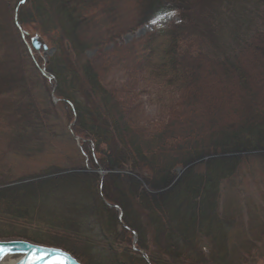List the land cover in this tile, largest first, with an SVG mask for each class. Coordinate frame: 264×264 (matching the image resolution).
Wrapping results in <instances>:
<instances>
[{
    "label": "trees",
    "instance_id": "16d2710c",
    "mask_svg": "<svg viewBox=\"0 0 264 264\" xmlns=\"http://www.w3.org/2000/svg\"><path fill=\"white\" fill-rule=\"evenodd\" d=\"M243 1L219 0L210 19L195 0H0V240L83 264H248L264 239L243 210L248 192L264 202V0ZM170 13L178 24L117 43ZM218 21L228 42L210 54L201 38ZM33 34L55 50L47 60L28 50ZM128 170L150 190L178 180L152 196ZM63 183L80 200L74 226L15 195Z\"/></svg>",
    "mask_w": 264,
    "mask_h": 264
},
{
    "label": "rangeland",
    "instance_id": "374dc122",
    "mask_svg": "<svg viewBox=\"0 0 264 264\" xmlns=\"http://www.w3.org/2000/svg\"><path fill=\"white\" fill-rule=\"evenodd\" d=\"M235 1L239 5L241 4L239 6V10L243 9V7L244 8H250L251 7V5L246 4L243 0H235ZM216 2L219 3V0H199V2H198L199 5H198L197 1L195 0L194 6H195V10L197 11L196 13L200 14L203 18H205V15H207L208 17L210 16V19H215V18L211 17L210 14L215 13V11H214L215 8L216 9L219 8L218 4ZM220 5H221L220 9L223 10L225 8L224 7L225 3H220ZM260 12H263V11H260ZM194 19L198 23V20L195 18V16H194ZM200 20H201V18L199 17V21ZM210 21H213V20H210ZM261 21H264V18ZM179 22H180V18H179L177 13L167 14L157 23H153V24L151 23V24L144 25L140 29H138L135 33L128 34V35L126 34V35L122 36L121 39L117 43L119 45H127L133 39L141 38L144 35H146L147 33L152 32L154 29H156L160 26L178 24ZM213 22L209 23L208 25L213 24ZM215 24H216V22H215ZM199 25H200L199 23H198V25L195 24L193 31H195V32H197L199 30L203 31L200 28L201 25L200 26ZM213 27H215L214 30H212V28L210 30H208L209 32H211L210 34L205 33L204 37L201 38L208 43L205 47H206V50L211 52L210 54L214 53V51H215L214 49L217 46L219 47L221 45L222 47H224L223 43L228 42L226 40L228 32H226L223 29V27H221V24L219 23V21L216 24V26H213ZM251 29H253V28H251ZM32 36L33 37L31 38V40L37 35L33 34ZM224 49H226V48H224ZM110 50H111V48H107L104 51H110ZM38 53L40 56H42L44 58H48V56H45L46 53H43L42 51H40ZM94 55H95V51H92V52H89L86 54V56L88 58H92ZM75 57H78V56H76V55L71 56V58L74 60V62L77 61L81 64L84 62V59H82V58L77 59ZM47 75H49V74H47ZM116 79H117L116 81H120V79L118 80L117 77H116ZM113 82L115 83V81H111V83H113ZM47 85H48L49 89H52L54 86V83H53V81L48 80ZM37 97L42 104L47 103V98H46V95L44 93H42V92L38 93ZM146 98L144 99L145 101H147ZM146 109H147L148 113L151 114L152 110H151V107L148 106V103L146 104ZM67 128H66V126L65 127L63 126L57 132L61 133L62 135H65V136L66 135L69 136L67 138L69 140L72 137L70 138V134H68ZM74 141L76 143V146L79 147L80 146L79 142L77 140H74ZM56 145H57L56 147L59 148V146H58L59 143H57ZM64 146H66V145L65 144L63 145L62 150H64ZM61 153L64 155L63 151H61ZM57 162L58 161L47 162L43 165H40L38 168L52 169V168L56 167ZM184 171H186V169L182 170V169L178 168L177 170H175V173L179 177ZM29 173H31V170H29V169L23 168L22 170H20V176L27 175ZM126 175L131 176V177L137 179L138 181L140 180L139 177H137V175L131 174L129 170L127 171ZM103 178H101V179H103ZM177 178H175V180L173 181V183L171 185L167 186L164 189H160V190L159 189L158 190H150L145 186V184L142 180H140L139 182L141 183L143 188L148 192V194H150L152 196H158V195H161V194L165 193L166 191H168L176 183V180H178ZM32 181L37 182V179L31 180V182ZM69 185H70V183H63L60 187L58 186L59 189H57V186L56 187H54V186L49 187L48 185L42 186L41 184L40 185H34V186H29V187L23 188L22 190L18 191L15 195H17L20 192V195L25 196L26 200H24V201L26 202V205L28 203H33V205L35 207L38 206L39 210H42V213L47 212V213H50L51 215H55V216H57L56 219L63 218L62 223L64 225L74 226L75 221L73 220V218L77 219L80 215L79 213L74 212V205L80 204V200L78 202H76L75 198H71V194H69V190L67 189V187H69ZM246 194L247 195H244V198L245 197H248V198L250 197V198L247 201L246 205L243 207L244 212L246 213V211L248 210L247 207H250V209L253 210L252 213H254L253 217L257 220L262 218L260 220L264 221V210L261 211V208L264 209V202L259 199V196L256 193L248 192ZM244 198H243V200H244ZM85 205H86L85 208H88V209H90V206L92 207L91 201H88L87 203H85ZM44 209H46V210H44ZM36 212L37 211L35 209V214H36ZM47 217H49V216H47ZM85 218H82V219H84L82 221V224L85 223V221H86ZM245 218L248 219V215H246ZM48 221L52 222L53 219H52V221H51V219H48ZM99 223L101 225V222H99ZM0 241H4V242L5 241H19V239H2ZM22 241H24V240H22ZM133 241L134 240H132V242H131V246H132V249H135L136 248L135 247L136 242L133 243ZM37 245H39V244H37ZM40 245L47 246V247L59 248V247L48 246V245H43V244H40ZM59 249L65 250L63 248H59ZM65 251H67V250H65ZM67 252L70 253L72 256H74L71 252H69V251H67ZM74 257L76 258V256H74ZM76 259L78 260V258H76ZM78 261L81 262L80 260H78ZM81 263L83 264V262H81ZM248 264H264V239L259 244L258 250L256 252H254L252 254V256L248 259Z\"/></svg>",
    "mask_w": 264,
    "mask_h": 264
},
{
    "label": "water",
    "instance_id": "95a60500",
    "mask_svg": "<svg viewBox=\"0 0 264 264\" xmlns=\"http://www.w3.org/2000/svg\"><path fill=\"white\" fill-rule=\"evenodd\" d=\"M32 45L39 50L41 44L38 38L32 39ZM47 52L46 46L42 47ZM53 51L49 52L51 55ZM42 75L52 80V77L42 72ZM108 173H100L104 177ZM110 174V173H109ZM133 243L136 242V235L133 233ZM0 264H82L74 256L65 250L37 245L27 241H0Z\"/></svg>",
    "mask_w": 264,
    "mask_h": 264
},
{
    "label": "bare ground",
    "instance_id": "6f19581e",
    "mask_svg": "<svg viewBox=\"0 0 264 264\" xmlns=\"http://www.w3.org/2000/svg\"><path fill=\"white\" fill-rule=\"evenodd\" d=\"M23 2H24V0H23ZM22 2V3H23ZM38 38V42L41 44V46H40V48H39V50H36L34 47H33V45H32V40H31V42H30V44L28 45L27 44V47H28V50L30 51V52H32V51H35V52H40V51H42L43 53H46V55L45 56H48V58H50L53 54H54V52H55V50L54 49H49L42 41H41V38L37 35V36H35L34 38ZM43 46H46V48H47V52L46 51H44L43 50ZM51 51H53L52 53H51V55H48V53L49 52H51ZM48 58H45V60H47ZM44 72V71H43ZM45 73V72H44ZM47 74V73H46ZM51 77V76H50ZM54 93H55V86H53V88L51 89V96H52V98H53V103L54 104H57V102H58V100L57 99H55V97H54ZM74 125V122H72L71 124H70V126L68 127V130H70V128L72 127ZM69 134H70V132H69ZM70 137H72L74 140H77L78 142H80V138L79 137H73L72 135L70 136ZM101 172H103V173H106L107 171H104V170H99V171H97L96 172V174L100 177V178H103V177H101L100 176V173ZM108 174L107 175H109V173L110 172H107ZM111 174V173H110ZM106 175V176H107ZM38 181V180H37ZM120 217H121V213H120ZM5 264H12V263H5Z\"/></svg>",
    "mask_w": 264,
    "mask_h": 264
},
{
    "label": "snow or ice",
    "instance_id": "6c2138e0",
    "mask_svg": "<svg viewBox=\"0 0 264 264\" xmlns=\"http://www.w3.org/2000/svg\"><path fill=\"white\" fill-rule=\"evenodd\" d=\"M0 251H2V249H0Z\"/></svg>",
    "mask_w": 264,
    "mask_h": 264
}]
</instances>
